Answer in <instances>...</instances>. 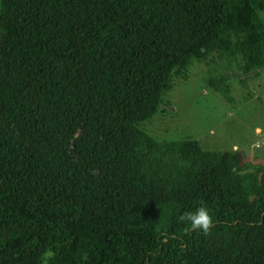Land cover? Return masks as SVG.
Masks as SVG:
<instances>
[{
  "label": "trees",
  "instance_id": "trees-1",
  "mask_svg": "<svg viewBox=\"0 0 264 264\" xmlns=\"http://www.w3.org/2000/svg\"><path fill=\"white\" fill-rule=\"evenodd\" d=\"M1 16L0 264H264V166L142 130L220 51L264 71V0H0ZM199 206L213 225L186 232Z\"/></svg>",
  "mask_w": 264,
  "mask_h": 264
},
{
  "label": "rangeland",
  "instance_id": "rangeland-1",
  "mask_svg": "<svg viewBox=\"0 0 264 264\" xmlns=\"http://www.w3.org/2000/svg\"><path fill=\"white\" fill-rule=\"evenodd\" d=\"M3 18L0 39L7 41L11 32ZM216 55L177 81L169 105L142 130L159 144L194 138L205 151L264 160V71L250 69L237 52ZM221 73L227 74L225 83L210 88L208 81Z\"/></svg>",
  "mask_w": 264,
  "mask_h": 264
},
{
  "label": "clouds",
  "instance_id": "clouds-1",
  "mask_svg": "<svg viewBox=\"0 0 264 264\" xmlns=\"http://www.w3.org/2000/svg\"><path fill=\"white\" fill-rule=\"evenodd\" d=\"M179 221L185 224V231L202 230L207 233L213 225L214 216L207 206H199L194 210L180 214Z\"/></svg>",
  "mask_w": 264,
  "mask_h": 264
},
{
  "label": "water",
  "instance_id": "water-1",
  "mask_svg": "<svg viewBox=\"0 0 264 264\" xmlns=\"http://www.w3.org/2000/svg\"><path fill=\"white\" fill-rule=\"evenodd\" d=\"M246 163H250V164H253V165H262V166H264V160L254 159L252 156H248L247 158H243L240 161V166H242V165H244Z\"/></svg>",
  "mask_w": 264,
  "mask_h": 264
}]
</instances>
